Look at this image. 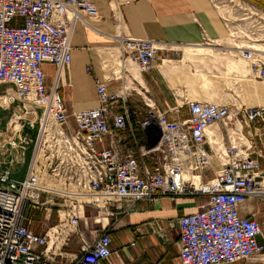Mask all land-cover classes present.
Listing matches in <instances>:
<instances>
[{
    "label": "built area",
    "instance_id": "2783aa9c",
    "mask_svg": "<svg viewBox=\"0 0 264 264\" xmlns=\"http://www.w3.org/2000/svg\"><path fill=\"white\" fill-rule=\"evenodd\" d=\"M230 1L238 3L235 19L220 15L228 37H232L230 27L236 26L237 31L242 25L244 39L252 42L256 29L264 31V9L249 0ZM97 15L93 0H0V86L11 85L16 99L42 108L45 119L22 150L29 154L28 160L11 158L9 151L8 167L0 166V264H104L117 248L107 224L97 219L100 211L105 218H116L118 212L128 211L121 206L124 201L129 208L162 196L194 195L207 201L178 220L180 264L258 263L264 257V233L256 214L244 216L242 209L248 200H264V169L259 162L263 150L256 151L253 159L252 146L241 142L243 127L264 125V108L235 109L184 97L170 118L168 112L145 103L147 117L137 124L144 135L149 130L158 134L157 141L147 146L134 135L130 88L108 93L105 83L98 81L99 106L73 113L72 127L59 94L71 63L70 40L76 22ZM112 16L121 30L120 10L114 7ZM118 39L120 79L130 64L143 74L155 68L162 50L158 43L129 36ZM249 46L237 49L238 57L263 81L264 56ZM43 64L55 68L50 85ZM5 100L6 94L0 91V115L5 110L4 115L20 119L22 109L15 114L3 104ZM182 108L185 117L179 115ZM237 121L241 128L235 127ZM226 123L237 132L234 139ZM214 126L226 133L229 142L222 158L208 144L207 135ZM123 132L132 135V148L122 147L127 140ZM113 141L118 148L110 144ZM214 156L219 168L205 180L204 172ZM14 166H19L16 172L25 166L22 179L14 177ZM93 211V226L101 228L86 222L88 228L81 230L85 216ZM27 212L32 214L29 219ZM37 223L45 225L39 233L34 232Z\"/></svg>",
    "mask_w": 264,
    "mask_h": 264
},
{
    "label": "crops",
    "instance_id": "0c3cea01",
    "mask_svg": "<svg viewBox=\"0 0 264 264\" xmlns=\"http://www.w3.org/2000/svg\"><path fill=\"white\" fill-rule=\"evenodd\" d=\"M93 2L97 9V17L84 18L74 25L70 40L71 63L63 75L62 86L59 90L70 115L72 127H74L73 113L95 109L99 106L96 88L98 81L105 83L108 93H117L122 90L123 86L130 88L129 103L133 100L134 92L140 87L163 112H168L170 118H174L175 114L172 109L180 108V100L182 102L183 97H188L186 86L184 82L177 80L172 84L162 75L160 66L165 67L167 63H172L174 67H181L184 54L204 56L207 53L206 57H208L216 52L218 42L230 38L228 29L210 0H93ZM249 2L264 9V0H249ZM114 7L120 10L123 18L121 30H118L113 20ZM232 29L230 27L231 33ZM120 36L155 41L162 47L157 54L156 66L151 72L143 74L133 65L126 66L127 73H123L120 79L121 74H117L120 70L119 65L116 69L113 62V57L119 62L117 47ZM196 47H211L212 49L198 51ZM242 47L241 44H235L234 48L228 49V53L231 54L230 50ZM253 47L256 48V46ZM188 66H191L195 72L194 63H189ZM42 69L46 83L50 85L55 68L49 64H43ZM137 73L140 79L134 77ZM161 81L165 83L169 91L166 95L169 96H165L161 91L159 87ZM178 91L182 93L179 94ZM243 108L247 107L240 109ZM179 115L185 117L186 110L180 109ZM237 126L235 127L239 128ZM218 127L211 128L210 131L213 132L208 133L207 140L211 152L220 155L228 147L229 142L226 133ZM231 127L226 126L229 135L234 130ZM133 130L136 140L139 142L140 139L144 143L146 139H144V134L139 132L140 128L136 122L133 123ZM242 133L244 138L241 143L252 146L249 151L251 158L256 159L255 152L263 150V158H259V162L261 168L264 169V125L254 123L251 128L243 127ZM121 136L127 138L121 144L122 147L132 148L133 139L130 132H123ZM231 138L234 139L235 136L231 135ZM143 143L141 145H144ZM110 144L118 148L117 141ZM21 155L22 152L19 156ZM15 168L19 169V166L13 167L14 172L17 171ZM218 168V161L214 156L212 166L204 172V179L212 178ZM24 173L25 166L16 172L14 177L22 179ZM206 201L205 196L194 195L175 199L162 196L154 201L137 202L129 208H127L128 202H122L121 206L124 210H128L127 212H118L116 218L108 222L105 217L101 218V222L109 227L113 247L117 248L116 254L104 264H180L178 220L183 215L195 213L198 207ZM251 212L256 214V219L264 233V200H248L242 213L248 216ZM91 219L88 226L99 230L101 227L93 226V218ZM80 228L85 230V228ZM34 232L39 233L40 230L35 227ZM131 243L135 245L131 246ZM262 259L264 261V257H259L258 260Z\"/></svg>",
    "mask_w": 264,
    "mask_h": 264
},
{
    "label": "rangeland",
    "instance_id": "374dc122",
    "mask_svg": "<svg viewBox=\"0 0 264 264\" xmlns=\"http://www.w3.org/2000/svg\"><path fill=\"white\" fill-rule=\"evenodd\" d=\"M241 23L242 21L235 22L233 25ZM235 27L236 26L232 27L233 36L222 42H218V45H216V52H213L208 57H206L207 53L204 56L184 54L183 61L180 64L181 67H174L172 63H167L165 67L160 69V72L164 77L169 79L172 84H174L175 80L181 83L184 82L188 98L197 97L196 100L207 99L210 102L230 104L236 109H240L241 107H261L260 105H264V84L261 82L262 80L252 75L248 62L238 57L236 48L231 50V54L228 53V49L234 48L235 44H241L243 47L253 45L256 46V48H261L264 53V31L256 29L255 35L250 38L252 42L247 43V40L244 39L246 33L243 30H239L240 28L242 29V25L240 28L237 26V31ZM189 63H194L195 72H193L191 66H188ZM185 67L186 69H184ZM176 69L178 70L177 74ZM159 87L165 96H169L166 95V93L169 94V91L164 82L161 81ZM178 93L181 94L182 92L178 91ZM145 103L152 104V107L157 111H162L158 107L159 105L152 101V98L148 96L145 90L139 87L136 92H134L133 100L130 101L131 111L134 112L135 115H138L137 117L134 115L136 123H141L147 117V107ZM30 113L34 115V110L30 111ZM234 123L238 125L235 126L241 128L238 121ZM0 125L5 126L3 123H0ZM226 126L230 127L232 125L228 123ZM232 135H237V133L232 132ZM144 139H146L144 143L140 139L139 143L146 144L147 146L153 145L158 139V134L153 130H149L146 137L144 135ZM21 158L27 161L29 154L23 152ZM15 169L18 170V168ZM94 215H96L95 211H93L92 215L87 214L80 227L87 229V223L90 225L92 221L91 218ZM113 219L114 218H106V222ZM35 227L40 229L45 227V225L37 223ZM258 261L259 262L256 264L264 262L263 259Z\"/></svg>",
    "mask_w": 264,
    "mask_h": 264
},
{
    "label": "bare ground",
    "instance_id": "6f19581e",
    "mask_svg": "<svg viewBox=\"0 0 264 264\" xmlns=\"http://www.w3.org/2000/svg\"><path fill=\"white\" fill-rule=\"evenodd\" d=\"M213 2L217 8L218 13L221 16H223L224 18H228V19H233V20L235 19L234 15H233V10L235 7L238 6V3L236 1L232 2L230 0H227V1L218 2L217 0H213ZM232 36H233V34H232ZM249 47L253 48L254 50L261 52V54L263 53L261 48H255L253 46H249ZM188 48H193V47H188ZM201 48L198 47L197 48L198 51L199 50L212 49L211 47H201ZM261 56H264V53ZM113 62L115 64V67H117L118 61L115 60L114 57H113ZM161 63H162V61H161ZM132 65L133 64H130L127 66L130 67ZM133 67H135L137 69V67L135 65H133ZM162 67H163V65L160 66V68H162ZM116 69H118V67ZM134 77L137 79H140V76L138 73ZM128 82H129V80H128ZM261 82L264 84V81H261ZM0 91L4 92L6 94L7 100H5V102L3 103V104H5V106H7L11 110H14L15 114H17L16 111H19L18 110L19 108L22 109V112H20V115H19L20 119H17L12 114L4 115L5 110L3 111V114L0 115V123L5 124V126L0 125V150H2V151H0V166H1V164L4 163L8 167L10 162H7L8 160L6 159L7 158L6 154L9 151H11V153H9L11 158H14L16 160L17 159L22 160V158H21V156H19V154H21V152L24 148H27L30 145L31 137L36 132V125L45 119H44V112H43L42 108L36 107L32 103L19 102L15 97V93H14L11 85H9V84L1 85ZM196 98L197 97L190 98V99H196ZM201 101L210 102L207 99H201ZM260 106L264 108V105H260ZM32 110H34V115H31V113H30V111H32ZM4 116H6V117L4 118ZM227 124L228 123H226V125ZM214 127H218V126H214ZM210 130H209V132L211 134L213 131H210ZM232 132H236V131H234V130L231 131V134H232ZM7 149H8V152L6 153ZM222 155H223V153L219 155L220 158H222ZM102 213L103 212L100 211V217L97 218V219H99L100 223H101V218L104 217L102 215Z\"/></svg>",
    "mask_w": 264,
    "mask_h": 264
},
{
    "label": "trees",
    "instance_id": "16d2710c",
    "mask_svg": "<svg viewBox=\"0 0 264 264\" xmlns=\"http://www.w3.org/2000/svg\"><path fill=\"white\" fill-rule=\"evenodd\" d=\"M132 121H133V123H135V120L134 119H132ZM31 215L32 214L30 212H27L26 218L29 219L31 217ZM33 217H35L37 219V218L40 217V215L39 214H33Z\"/></svg>",
    "mask_w": 264,
    "mask_h": 264
}]
</instances>
